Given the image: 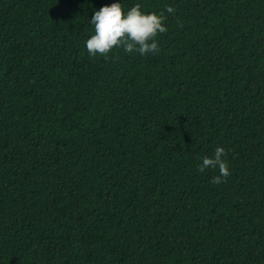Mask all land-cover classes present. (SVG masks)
Instances as JSON below:
<instances>
[{
    "label": "trees",
    "instance_id": "trees-1",
    "mask_svg": "<svg viewBox=\"0 0 264 264\" xmlns=\"http://www.w3.org/2000/svg\"><path fill=\"white\" fill-rule=\"evenodd\" d=\"M117 2L159 54L88 53ZM0 264H264V0H0Z\"/></svg>",
    "mask_w": 264,
    "mask_h": 264
},
{
    "label": "clouds",
    "instance_id": "clouds-1",
    "mask_svg": "<svg viewBox=\"0 0 264 264\" xmlns=\"http://www.w3.org/2000/svg\"><path fill=\"white\" fill-rule=\"evenodd\" d=\"M141 5L136 4L125 14L121 3H113L96 11L90 22L94 25L95 34L86 41L88 53L92 56L97 54L108 59V54L114 48L122 49L126 54L137 52L140 55H156L160 52L157 41L158 34L167 32L164 26L166 19L164 12L157 14L142 13ZM166 12L175 14L176 9L166 6ZM227 154L223 147H217L214 155L209 158L202 157V163L198 165V171L204 173L206 169L219 172L212 179V183L220 184L226 182L230 176Z\"/></svg>",
    "mask_w": 264,
    "mask_h": 264
}]
</instances>
